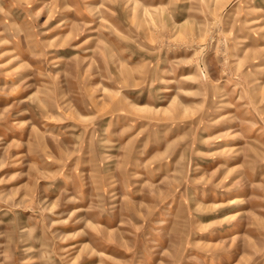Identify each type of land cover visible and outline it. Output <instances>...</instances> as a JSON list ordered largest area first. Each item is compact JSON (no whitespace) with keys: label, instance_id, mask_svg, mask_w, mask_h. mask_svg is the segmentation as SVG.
<instances>
[{"label":"rangeland","instance_id":"obj_1","mask_svg":"<svg viewBox=\"0 0 264 264\" xmlns=\"http://www.w3.org/2000/svg\"><path fill=\"white\" fill-rule=\"evenodd\" d=\"M0 264H264V0H0Z\"/></svg>","mask_w":264,"mask_h":264}]
</instances>
